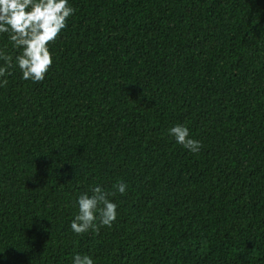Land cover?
<instances>
[{"label":"trees","instance_id":"16d2710c","mask_svg":"<svg viewBox=\"0 0 264 264\" xmlns=\"http://www.w3.org/2000/svg\"><path fill=\"white\" fill-rule=\"evenodd\" d=\"M69 3L44 81L0 87V264H264V0ZM118 181L112 227L74 234Z\"/></svg>","mask_w":264,"mask_h":264},{"label":"clouds","instance_id":"9594fccd","mask_svg":"<svg viewBox=\"0 0 264 264\" xmlns=\"http://www.w3.org/2000/svg\"><path fill=\"white\" fill-rule=\"evenodd\" d=\"M69 0H0V34L6 33L13 49L19 52L14 57L0 48V87H6L7 76L18 68L21 79L41 83L54 63L50 43H54L67 28V21L75 14ZM177 144L192 153L202 147L200 141L191 137L183 124L168 129ZM114 191H105L100 185L91 187L76 199L77 213L71 220V231L76 235L87 232L99 233L100 227L111 228L118 218V205L110 197L126 193L127 184L118 181ZM98 222V223H97ZM71 264H95L88 254L76 253Z\"/></svg>","mask_w":264,"mask_h":264}]
</instances>
